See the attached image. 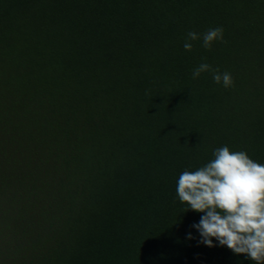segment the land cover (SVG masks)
Masks as SVG:
<instances>
[{
    "label": "trees",
    "instance_id": "trees-1",
    "mask_svg": "<svg viewBox=\"0 0 264 264\" xmlns=\"http://www.w3.org/2000/svg\"><path fill=\"white\" fill-rule=\"evenodd\" d=\"M222 146L264 165V0H0V264H256L176 193Z\"/></svg>",
    "mask_w": 264,
    "mask_h": 264
},
{
    "label": "clouds",
    "instance_id": "clouds-1",
    "mask_svg": "<svg viewBox=\"0 0 264 264\" xmlns=\"http://www.w3.org/2000/svg\"><path fill=\"white\" fill-rule=\"evenodd\" d=\"M198 39L197 32H188L184 49L191 51L190 41ZM202 40L205 49H211L216 41L226 43L224 29L210 28ZM205 72L212 73L213 81L224 88L234 86L230 72H221L207 62L193 69L192 78ZM213 157L198 169L181 173L176 187L179 201L187 205L186 211L203 213L193 225L202 238L200 243L214 247L215 239L235 254L264 264V165L247 152L231 151L228 146L214 149Z\"/></svg>",
    "mask_w": 264,
    "mask_h": 264
}]
</instances>
